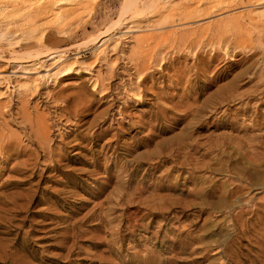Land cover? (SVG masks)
Here are the masks:
<instances>
[{"label":"rangeland","instance_id":"1","mask_svg":"<svg viewBox=\"0 0 264 264\" xmlns=\"http://www.w3.org/2000/svg\"><path fill=\"white\" fill-rule=\"evenodd\" d=\"M80 2L0 0V264H264V0Z\"/></svg>","mask_w":264,"mask_h":264},{"label":"bare ground","instance_id":"2","mask_svg":"<svg viewBox=\"0 0 264 264\" xmlns=\"http://www.w3.org/2000/svg\"><path fill=\"white\" fill-rule=\"evenodd\" d=\"M7 1H10V0H7ZM85 2L87 1V2H94L95 0H84ZM12 2H13V4L10 6L11 7V10L12 11H14V12H20V15H19V18H20V20L21 21H23V20H26V18H28V17H31L32 16V22L31 23H33V22H35V21H37V20H41V18H45L44 16H46V15H48V16H53V17H56V16H58L62 11H60V13H59V11H57V9L54 7V5H58V7H59V5H61V7H62V5H64V4H66V5H68V9H66V10H64V13H61V14H64V16H71V15H73L74 13H76V12H78V10H79V8L81 7L80 5V3H82V2H80V0H12ZM41 2H46L44 5H41L40 3ZM86 2V3H87ZM1 4V3H0ZM40 4V5H39ZM85 4V3H84ZM84 4H82L83 6H86V5H84ZM73 6V7H72ZM80 6V7H79ZM33 7H35V9L33 8ZM57 7V6H56ZM70 7H72V8H70ZM84 8V7H83ZM86 8V7H85ZM7 9V8H6ZM32 9H34V10H32ZM60 9H62V8H60L59 7V10ZM21 10H22V12H21ZM23 10H25V11H23ZM7 12V11H6ZM5 12V13H6ZM77 14V13H76ZM7 15V14H6ZM10 15H11V13H10ZM189 15V14H188ZM7 17H8V15H7ZM52 17V18H53ZM60 17H62V15L60 16ZM11 18V17H10ZM63 18V17H62ZM66 18V17H65ZM30 19V18H29ZM64 19V18H63ZM28 20V19H27ZM31 20V19H30ZM71 20V19H70ZM29 21V20H28ZM53 21V20H52ZM63 21H65V20H63ZM24 22V21H23ZM40 22V21H39ZM50 23H51V21H49ZM19 23V22H18ZM26 23V22H25ZM36 23H38V22H36ZM41 23V22H40ZM47 23V22H46ZM60 23V22H59ZM239 23H241V22H239ZM42 24V23H41ZM48 24V23H47ZM69 24H71V23H69ZM228 24V23H227ZM15 25V24H14ZM54 25V24H53ZM67 25V24H66ZM221 25V24H220ZM219 25V26H220ZM20 26V25H19ZM35 26H37V25H35ZM219 26H218V28H219ZM21 27V26H20ZM222 27V26H221ZM31 28V27H30ZM37 28V27H36ZM222 30H223V27H222ZM221 30V31H222ZM217 31V30H216ZM219 31V30H218ZM220 31V32H221ZM137 32H139L138 31V29H135V28H133L132 26H130V27H127L125 30H124V32H122V34H133V33H137ZM219 33V32H218ZM162 36V35H161ZM164 37V36H163ZM238 38V37H237ZM189 39V38H188ZM260 39V38H259ZM182 40V39H181ZM185 40V39H184ZM183 40V41H184ZM241 40V39H240ZM243 41H244V39H243ZM254 41V40H253ZM237 42V41H236ZM236 42H235V44H236ZM213 43V42H212ZM241 43V42H240ZM239 43V44H240ZM254 43V42H253ZM160 44V43H159ZM140 45L138 44L137 45V47H139ZM143 46V45H142ZM186 46V45H185ZM257 47V46H256ZM239 50V49H238ZM47 60H53L54 62H53V66L51 67V72H53L54 71V73H56L57 71L58 72H60L61 74L58 76L59 78H66V77H68V76H70L71 74H74L75 72V66H71L70 64L69 65H67V64H65L66 63V61H67V59L66 58H64V56L63 55H60V54H58V53H52V54H49V55H47ZM46 60V61H47ZM139 60V59H138ZM137 60V61H138ZM142 61V60H141ZM44 61H42V63H43ZM140 62V61H139ZM41 63V64H42ZM141 64V63H140ZM262 64V63H261ZM137 65V64H136ZM135 65V66H136ZM25 66V68H23L24 70V72L26 73V74H28L29 73V71L30 70H27L28 68H30L31 69V64L30 63H27V64H25L24 65ZM59 70H61V71H59ZM138 72V71H137ZM140 72V71H139ZM53 73V74H54ZM53 74H51V75H53ZM51 75H49V76H51ZM256 75V74H255ZM261 78V77H260ZM141 79V78H140ZM260 80V79H259ZM263 79H261L260 81H262ZM264 82V81H263ZM263 84V83H262ZM95 87L97 88H99L100 87V85H99V83H98V81H96L95 82ZM257 87V86H256ZM30 88V87H29ZM28 88V89H29ZM27 89V87H25L24 88V92L21 94V95H23V96H26V95H32V94H34L35 92L37 93L38 92V88H36V89H33V90H31L30 92H29V90ZM27 91L29 92V93H27ZM32 91H34V92H32ZM95 91V90H94ZM258 92V91H257ZM257 94V93H256ZM259 94L260 95H262V97L264 98V91H259ZM258 96V95H257ZM261 97V98H262ZM254 98V96L252 97V99ZM1 108H2V105L0 104V110H1ZM3 109V108H2ZM22 118H23V120H25V121H28V122H32V119L29 117V115H27L26 114V112H24L23 114H22ZM37 119V118H36ZM35 119V120H36ZM22 120V121H23ZM33 130H34V132L37 134H39L38 136H40L41 134H44V128H43V124H42V122H39L37 125H35V127H31ZM32 129H30V131L32 130ZM42 137H44V136H42ZM9 140V139H8ZM5 142V141H4ZM213 146V145H212ZM237 192V191H236ZM237 203V202H236ZM160 210V209H159ZM219 251H216L215 252V254L216 253H218Z\"/></svg>","mask_w":264,"mask_h":264}]
</instances>
